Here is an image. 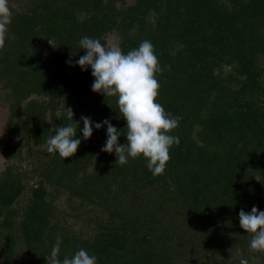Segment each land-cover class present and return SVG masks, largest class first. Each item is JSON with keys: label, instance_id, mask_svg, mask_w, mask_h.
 <instances>
[{"label": "trees", "instance_id": "obj_1", "mask_svg": "<svg viewBox=\"0 0 264 264\" xmlns=\"http://www.w3.org/2000/svg\"><path fill=\"white\" fill-rule=\"evenodd\" d=\"M153 1L156 10L166 2L141 0L147 8ZM185 1L182 17L160 12L148 30L134 35L122 31L119 45L127 54L142 41L153 44L163 70L156 77L161 85L157 102L173 117H182L171 133L180 143L172 146L164 174L156 177L143 157L130 158L121 166L114 153L101 151L106 125L98 130L93 126L88 140L77 128L81 145L74 157L63 160L47 151V140L56 128L70 123L66 107L72 108L80 129L81 116L94 124L108 119L121 131L119 143L127 142L118 97L93 92L91 68L83 71L75 63L85 54L80 46L83 37L99 39L119 21L125 23L117 8L109 1L106 9L78 18L75 7L88 0H37L13 14L0 52V74L9 77V96L14 99L8 142L0 151L11 157V142L20 130L33 163L27 171L7 166L0 174V264H47L45 257L57 237L61 260L83 248L97 257V264H180L177 253L200 241L198 235L202 241L213 239L217 229L230 227L227 219L239 220L241 209L250 213L256 206L264 211V140L259 138L263 129L249 131L251 106L233 107L245 91L258 87L253 53L243 49L238 20L223 25L220 5L212 0ZM245 8L253 22L264 25V0H248L240 7ZM215 23L216 31L229 29L234 40L227 42L226 33L221 41L216 32L205 36ZM175 38L184 46L172 52L169 44ZM44 44L49 46L47 54ZM226 51L238 52L241 69L232 72L235 85L226 83L213 95L214 68ZM244 74L248 76L240 83ZM34 93L40 97L29 98ZM251 171L260 179L250 180ZM62 196L65 204L60 206L56 201ZM225 221L227 225L219 227Z\"/></svg>", "mask_w": 264, "mask_h": 264}, {"label": "clouds", "instance_id": "obj_2", "mask_svg": "<svg viewBox=\"0 0 264 264\" xmlns=\"http://www.w3.org/2000/svg\"><path fill=\"white\" fill-rule=\"evenodd\" d=\"M13 12L9 0H0V52L5 49L6 36L12 22ZM49 43L52 45L51 40ZM85 51L77 61L83 71L91 68L94 77L92 91L105 97H118L119 113L126 121V143L120 144L122 136L110 120L95 123L90 117L81 116L83 128L74 120L71 107H66V118L70 123L58 126L55 134L47 140L48 153H58L65 160L74 157L81 145L77 138V128L82 131L84 140L93 135L95 129L107 126V140L101 151L117 157L116 163L121 166L128 164L129 159L143 157L147 168L154 177L163 175L171 159L170 149L178 146L179 137L171 133L178 128L182 117H173L157 102L160 95V83L157 74H162L160 61L155 54L153 44L142 41L138 48L125 54L119 46H105L100 39L87 36L80 40ZM72 61L69 60L71 65ZM239 226L251 235L250 248L253 252L264 254V211L253 206L251 212L243 209L239 212ZM61 240L57 237L47 264H97V257L89 255L81 248L72 257L59 258ZM240 264H249L241 259Z\"/></svg>", "mask_w": 264, "mask_h": 264}, {"label": "rangeland", "instance_id": "obj_3", "mask_svg": "<svg viewBox=\"0 0 264 264\" xmlns=\"http://www.w3.org/2000/svg\"><path fill=\"white\" fill-rule=\"evenodd\" d=\"M37 0H9V7L12 10L13 14L15 12L20 11L24 8L32 7ZM88 4L81 6H74L76 15L78 18H83L89 15L92 11H100L102 8H107L105 5L110 1L113 8H117L118 13H121V17H124L125 23H119L117 27L112 28L108 32L103 33L99 37L102 44L105 46L116 45L119 46L122 39L124 38V33L128 35H134L138 31L148 30L149 26L155 25V17L160 12L178 14V16L182 17L183 12L186 9V1L185 0H166L162 7H159L158 10L155 9L154 1L150 7H146L143 5L141 0H88ZM169 1V4L167 2ZM214 4L220 5L223 8L225 13V22L223 25H229L231 20H238L239 27L236 28L237 32L240 31L238 36L240 38H244L245 47L244 50H249L253 53L254 63L256 71L260 74L257 78L258 87L253 89H248L244 93L247 94L242 95V98H239L233 107L239 106V103H246L247 105L252 107V114L247 117L249 125V131L253 132L256 128L263 129V132L260 133L259 138L264 140V39H261L262 34L264 33V25L262 22H253V17L249 15L247 9L241 10L240 7H244L247 5L248 0H212ZM155 2V4H157ZM169 8V11H168ZM178 10V13H177ZM130 25H125L128 21H130ZM117 21V22H118ZM12 23V22H11ZM11 25V24H10ZM10 25L8 26L10 28ZM216 23L210 26V29L207 30L205 36L211 35L214 32L221 34L219 37L220 41L224 40L223 35L226 36L225 40L227 42H232L234 40L235 35L229 32V29L223 30V32L219 33L222 30H217ZM254 28V29H252ZM179 29H182L179 27ZM9 31V30H8ZM124 31V33H122ZM11 35V34H9ZM12 37V36H11ZM212 38H210L211 40ZM214 39V38H213ZM224 42V41H223ZM222 42V43H223ZM263 44V45H262ZM172 52L174 50L182 48L183 42L179 40V38H175L171 40L170 44ZM42 47V44L41 46ZM49 46L46 44L43 45L44 54H47ZM226 60H230L226 62L223 59V62L220 66L214 68L216 83L213 87V95L217 93V90L222 88V85L226 83H231L235 85V81H231L233 79L232 72L239 67L238 61L240 60L238 52L226 51L224 54ZM241 69L238 68V70ZM240 71V70H239ZM242 71V70H241ZM244 73V72H243ZM220 74V76H218ZM248 76V74H244L239 76L240 83L244 81V78ZM240 84H236L238 87ZM11 83L9 82V77L6 74H0V148L3 147L9 138V128H8V120L12 117L11 111V103L13 102V98H10L9 94L11 92ZM252 91V93L250 92ZM249 91V92H248ZM234 95V94H231ZM250 95V96H248ZM13 97V96H12ZM31 97L39 98L40 96L37 94H31ZM248 97L250 100H246ZM233 99V98H232ZM25 102L23 103L24 106ZM198 127L196 126L193 137L197 139L196 130ZM22 131H18L16 133V137L11 142L10 153L12 154L10 158H7L4 152L0 151V174L6 169L7 166L13 167L15 170H29L32 167L31 155H29V149L27 148V144L25 143L24 138L21 136ZM257 138V137H256ZM252 139V138H251ZM199 142V141H198ZM252 142V141H251ZM43 148L42 146L34 147V150L38 151V149ZM261 148V145L260 147ZM33 150V152H34ZM256 177L260 179V174H255L252 171L248 178L251 180L252 177ZM262 179L264 184V175L262 173ZM35 179L31 180V183H34ZM24 196L23 202L27 200ZM56 204L62 206L65 204V197H61L56 201ZM75 220V219H72ZM231 222L230 227L221 231L217 229L216 233L213 235V239L211 240H203L202 235H198L200 241L196 240V243H190L193 246H186L184 248V252L177 253L178 260L181 262L180 264H240L241 259H247L249 264H264V254L259 252H253L250 248L251 235L247 234L242 228L239 226L238 221H229ZM223 222L219 227H225L227 222ZM173 225V224H172ZM75 227H78L76 223ZM186 228V225H185ZM239 242V244H238ZM23 246V245H22ZM194 249V251H193ZM179 252L181 250H178ZM193 253L191 254V252ZM2 252L3 245L0 239V262L2 261ZM224 253V255H223Z\"/></svg>", "mask_w": 264, "mask_h": 264}]
</instances>
